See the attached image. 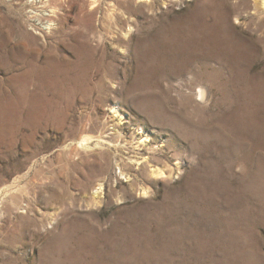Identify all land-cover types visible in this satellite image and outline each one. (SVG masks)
<instances>
[{
  "label": "rangeland",
  "instance_id": "rangeland-1",
  "mask_svg": "<svg viewBox=\"0 0 264 264\" xmlns=\"http://www.w3.org/2000/svg\"><path fill=\"white\" fill-rule=\"evenodd\" d=\"M0 264H264V0H0Z\"/></svg>",
  "mask_w": 264,
  "mask_h": 264
},
{
  "label": "bare ground",
  "instance_id": "bare-ground-1",
  "mask_svg": "<svg viewBox=\"0 0 264 264\" xmlns=\"http://www.w3.org/2000/svg\"><path fill=\"white\" fill-rule=\"evenodd\" d=\"M88 141H89V140L85 138L83 142H88Z\"/></svg>",
  "mask_w": 264,
  "mask_h": 264
}]
</instances>
